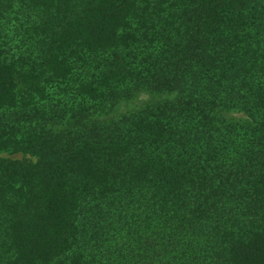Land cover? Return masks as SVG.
<instances>
[{"label":"trees","instance_id":"16d2710c","mask_svg":"<svg viewBox=\"0 0 264 264\" xmlns=\"http://www.w3.org/2000/svg\"><path fill=\"white\" fill-rule=\"evenodd\" d=\"M0 264H264V0H0Z\"/></svg>","mask_w":264,"mask_h":264},{"label":"rangeland","instance_id":"374dc122","mask_svg":"<svg viewBox=\"0 0 264 264\" xmlns=\"http://www.w3.org/2000/svg\"><path fill=\"white\" fill-rule=\"evenodd\" d=\"M148 99H150V96L148 94L141 93L136 98H134L133 100H129V101L122 102L119 105L118 110L119 111L128 110V109L132 108L133 106H135V105L143 102L144 100H148ZM232 115L237 116V117H240L241 116V114H239V113H233ZM8 157H11V158H21L22 155L21 154H13V155H9Z\"/></svg>","mask_w":264,"mask_h":264}]
</instances>
